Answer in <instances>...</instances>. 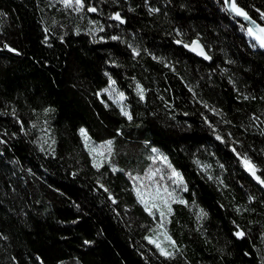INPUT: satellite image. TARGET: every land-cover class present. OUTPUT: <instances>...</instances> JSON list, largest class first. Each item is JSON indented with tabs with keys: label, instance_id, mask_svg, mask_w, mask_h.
Listing matches in <instances>:
<instances>
[{
	"label": "trees",
	"instance_id": "obj_1",
	"mask_svg": "<svg viewBox=\"0 0 264 264\" xmlns=\"http://www.w3.org/2000/svg\"><path fill=\"white\" fill-rule=\"evenodd\" d=\"M87 2L99 10L77 14L49 0H0V138L6 141L0 143V264H39V257L46 264H264V192L231 151L247 152L264 172V50L253 47L242 23L221 11L217 0H148L161 8L156 14H149L145 0ZM238 2L262 22L256 8L264 10V0ZM113 11L127 22L109 19ZM90 19L105 28L95 38L87 31L96 26ZM176 26H183L186 41L199 32L213 59L203 61L174 44ZM101 35L139 44L175 71L146 52L133 59L124 42L99 40ZM105 72L127 93L136 123L128 124L114 104L108 101L106 108L95 95L107 86ZM136 81L147 89L146 102L136 95ZM48 103L56 108L49 134L54 156L34 143L40 124L32 128V108ZM13 108L27 122V134ZM81 127L96 143L114 140L111 161L119 169L150 167V147L156 146L182 172L188 191L181 195L208 213L198 228L196 206L173 205L168 227L182 256L165 261L143 239L154 222L135 203L124 173L92 166ZM232 221L245 230L243 238L233 235Z\"/></svg>",
	"mask_w": 264,
	"mask_h": 264
},
{
	"label": "snow or ice",
	"instance_id": "obj_2",
	"mask_svg": "<svg viewBox=\"0 0 264 264\" xmlns=\"http://www.w3.org/2000/svg\"><path fill=\"white\" fill-rule=\"evenodd\" d=\"M116 3H119V0H115ZM172 0H167V3H171ZM58 3L61 4L65 9H71L77 14H82L85 11L90 13H96L99 9L95 4L88 3L87 0H58ZM217 3L220 5L221 11L227 13L229 16L234 18H242L243 21H246V24H241V29L247 34L249 38L253 41V47L259 46L264 48V10L256 8V11L260 14V20L262 22H257L252 15L249 14V11L242 6L238 0H217ZM145 6L149 9V14H156L161 12V8L153 7L148 3V0H145ZM181 7H187L186 4H181ZM253 7H255L253 5ZM130 11L133 9H129ZM6 15V13H4ZM83 18V16H81ZM109 19L115 20L120 24L126 23V18L121 15L119 11H113L109 15ZM55 23V21L53 22ZM89 25H96L95 27H90L87 29L90 35L94 38L99 32H104L105 28L103 25L96 20H89ZM47 31V29H46ZM77 33L81 32L82 29L77 26L75 28ZM174 34L173 43L177 46H181L184 49L190 50L193 53H196L205 60H212L213 57L206 50V45L201 40V34L198 32L196 37L186 41L184 39V29L183 26H176L173 28L172 33ZM110 39L113 41H122L126 44V48L130 50L131 57L133 59L139 57L142 52H146L147 55L151 56L154 60H158L164 64L165 67L170 68L172 71H175L174 65L169 63L167 59L163 56H157L152 51L144 49L139 44L129 43L127 40L120 35H101L99 40ZM60 40H64V36H60ZM45 43H47V36H45ZM5 48L9 49L12 52H18V49L12 47L9 44L4 45ZM108 63L117 65L118 61L116 59H110ZM105 75L108 77L107 86L99 89L95 95L101 98V102L106 108L111 107L108 101H111L119 109V115L124 118L128 124L136 123V114L133 111L132 105L127 102V93L117 87V81L113 78L111 73L105 72ZM135 80V77H132ZM189 91L192 92L193 89L189 88ZM135 92L139 101L146 102V92L147 89L139 82L136 81ZM107 94V100L103 99L102 94ZM195 96V93L193 92ZM163 99V97H161ZM204 106L209 108L210 111L215 112L216 110L210 107L206 102ZM32 112L36 115L37 119L32 122V128L36 129L38 123L40 124L39 131L41 135L34 141L38 144L41 151H48L53 156L55 155V150L49 144H55V140L49 135L51 132L50 121L53 118L56 108L53 104H43L38 109L32 108ZM12 116L16 118V121L20 124V131L25 132V124L27 122L20 119L16 114V109H12ZM42 118V119H41ZM204 122L208 124L209 128L212 129L215 138L218 141L225 142V137L221 136L218 131H216L214 125L207 117H204ZM190 126V125H189ZM117 133H121V129H116ZM80 136L83 139V146L87 149L89 156L91 157V164L94 168L99 171L105 164L111 169L113 173L122 172L124 173L129 181L131 182L130 191L135 197V203L141 206L144 212L151 217L154 222L152 227L146 229L148 232L147 235L143 237L147 243L153 247L154 252L159 255L163 260L170 261L177 258L178 255H183L181 251L182 245L175 239L174 235L170 231L168 225L172 222V217L175 214V209L173 205L180 204L184 206L192 205L198 208L196 213L198 228L199 222L208 215L207 211L196 205L195 201L189 202L181 192L188 191V184L184 178L182 172H180L171 162L169 157L158 147H150V155L148 157L151 160L152 166L143 169L142 171H131L125 169H119L115 164L112 163L111 157L115 152L114 140L108 139L96 143L89 136L87 129L84 127L79 128ZM25 134H27L25 132ZM12 135H16L13 133ZM231 136V133H229ZM6 142L0 138V143ZM239 143V141H236ZM145 144H148V141H145ZM45 145H49L48 148H45ZM231 147V145H229ZM232 153L235 154V157L238 160V163L243 167V169L250 175V177L258 183L261 188H264V172L260 171V166L253 161V159L248 155L247 152H240L235 147H231ZM199 164V161H197ZM157 165H163L157 166ZM203 168L210 167L209 165H201ZM221 168L224 167L223 164L220 165ZM258 172L260 174H258ZM73 176L76 173H72ZM212 177L209 176V179ZM219 179V178H217ZM219 183L223 184L222 179L219 180ZM97 184L101 189L108 194V199L112 201L113 204L116 203V199L113 193L108 189V187L97 180ZM227 187V185H225ZM250 200H255V196H249ZM79 207V205H77ZM223 207V205H221ZM244 209L238 207L237 212H241ZM234 224L233 235L237 238H243L245 236V230L240 227L235 221H232ZM0 236H3V233H0ZM261 238H264V232L261 233ZM7 239V237H4ZM94 243L91 240H85L84 244ZM12 259H16L13 257ZM223 259V257H221ZM39 264H46V261L43 257H39ZM56 264H66V261L63 259L57 260ZM76 264H80L79 260H76Z\"/></svg>",
	"mask_w": 264,
	"mask_h": 264
},
{
	"label": "water",
	"instance_id": "obj_3",
	"mask_svg": "<svg viewBox=\"0 0 264 264\" xmlns=\"http://www.w3.org/2000/svg\"><path fill=\"white\" fill-rule=\"evenodd\" d=\"M230 17H232V16H230ZM233 19H235L236 21H239L240 23H242V24H246L247 22L246 21H243V19L242 18H234V17H232ZM248 37V36H247ZM249 38V37H248ZM249 39H251V38H249ZM260 48V47H259ZM260 49H262V50H264V48H260ZM187 52H189V53H191L192 55H194L195 57H197V58H199V59H201V60H203V61H206V62H209L210 60H205L204 58H202V57H200L199 55H197L196 53H193V52H191L190 50H187V49H185ZM245 171V170H244ZM245 173L250 177V175L245 171ZM251 178V177H250ZM252 179V178H251ZM252 181L254 182V183H256L257 185H258V183L256 182V181H254L253 179H252ZM259 186V185H258ZM260 187V186H259ZM261 188V187H260ZM262 190H263V192H264V188H261Z\"/></svg>",
	"mask_w": 264,
	"mask_h": 264
},
{
	"label": "rangeland",
	"instance_id": "obj_4",
	"mask_svg": "<svg viewBox=\"0 0 264 264\" xmlns=\"http://www.w3.org/2000/svg\"><path fill=\"white\" fill-rule=\"evenodd\" d=\"M49 2L50 3H52V4H55V5H59V6H61V7H63L61 4H59L58 3V0H49ZM102 96H104L106 99H107V94L105 93V94H102ZM111 102V101H110ZM112 103V102H111ZM112 104H114V103H112ZM115 105V104H114ZM153 163V162H152ZM152 166V165H151ZM157 166H161V167H163V165H157Z\"/></svg>",
	"mask_w": 264,
	"mask_h": 264
}]
</instances>
